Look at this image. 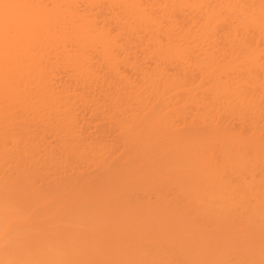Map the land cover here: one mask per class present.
Wrapping results in <instances>:
<instances>
[{"label": "bare ground", "instance_id": "1", "mask_svg": "<svg viewBox=\"0 0 264 264\" xmlns=\"http://www.w3.org/2000/svg\"><path fill=\"white\" fill-rule=\"evenodd\" d=\"M0 264H264V0H0Z\"/></svg>", "mask_w": 264, "mask_h": 264}]
</instances>
